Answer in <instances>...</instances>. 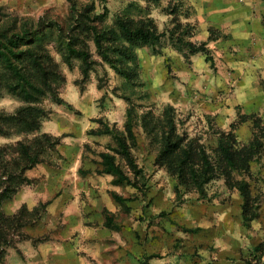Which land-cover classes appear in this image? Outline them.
I'll list each match as a JSON object with an SVG mask.
<instances>
[{
	"label": "rangeland",
	"instance_id": "374dc122",
	"mask_svg": "<svg viewBox=\"0 0 264 264\" xmlns=\"http://www.w3.org/2000/svg\"><path fill=\"white\" fill-rule=\"evenodd\" d=\"M207 9L0 0V32L19 42L17 71L0 60V116L40 110L35 132L0 123V264H264V81H238L228 63L243 49L226 52L225 30L204 37ZM186 43H206L214 67ZM27 78L42 92L32 103ZM231 133L234 150L256 153L230 181L218 152ZM23 146L38 153L34 167ZM202 152L213 168L205 183ZM104 155L129 183L106 173ZM237 182L249 186L247 210Z\"/></svg>",
	"mask_w": 264,
	"mask_h": 264
},
{
	"label": "trees",
	"instance_id": "16d2710c",
	"mask_svg": "<svg viewBox=\"0 0 264 264\" xmlns=\"http://www.w3.org/2000/svg\"><path fill=\"white\" fill-rule=\"evenodd\" d=\"M124 30L128 31V33L138 36L140 38H149L152 36L149 32H145L142 29L136 30L135 32H131L127 30V28L124 26ZM19 42H15L11 37L7 36V34H3L0 32V60L4 65V68L9 71V72H14L18 70V67L16 66L14 62V58H19V54L14 51L18 47ZM187 48L189 49V52L191 54H197V53H202L206 56V61L211 64L212 67H214V60L212 56L210 55V51L207 48V44L203 43L200 46H195L191 43H186ZM72 52H75L72 50ZM76 53V52H75ZM68 64H70L68 60ZM26 85L29 87L28 89H24L25 95H26V100L29 103H32L35 101L36 96L35 93H42L41 90L36 86V84L30 79L27 78ZM36 112H40L37 108L29 107L27 109H21L16 113L15 116H0V123L2 124H14L18 127H22L23 129L25 128L26 131L28 132H35L40 128V124L37 119ZM42 113V112H41ZM261 128L262 131H264V127H262V124L258 122L255 124V127ZM259 128V129H260ZM2 130L0 129V132ZM46 137V136H45ZM43 137V138H45ZM234 138L231 134H227L222 136L219 140V167L222 169L224 176L228 180H232L233 177L232 175L234 173H238L239 169L243 170H248L250 167V163L253 160V157L255 156L256 150L254 148V144H251L250 146L243 148L242 151H237L234 150V147L229 144L228 142H225L226 140ZM48 140L46 139V142ZM44 143V141L40 142V144ZM120 145L122 146L123 152L121 154L126 158L129 159L131 154L128 150V147L121 141ZM191 151H194L192 149ZM185 154L190 155L189 150L184 151ZM192 154V153H191ZM22 155L27 161L26 168L34 167L37 165L39 162L38 159V153H33L31 151V147L29 146H23L22 147ZM194 156H199L198 153H194ZM105 159V164L106 166V173L112 174L114 177H116L119 183H129L126 178H124L121 170L115 166L112 158L110 156H103ZM191 158V155L190 157ZM201 167L202 170L200 172V177L201 181L205 183L208 179H210V174L211 171H213V168L211 166V163L209 161V158L207 157L205 152H202L201 155ZM131 163V161H130ZM20 179V178H19ZM238 185V186H237ZM235 185V187L240 191L242 194L245 203H244V208L247 210L248 202H249V190H248V184L246 183H238ZM199 189H201V186L199 185ZM245 214L247 212L245 211ZM246 221H250V219L245 217ZM248 264H261V263H253L249 262Z\"/></svg>",
	"mask_w": 264,
	"mask_h": 264
},
{
	"label": "crops",
	"instance_id": "0c3cea01",
	"mask_svg": "<svg viewBox=\"0 0 264 264\" xmlns=\"http://www.w3.org/2000/svg\"><path fill=\"white\" fill-rule=\"evenodd\" d=\"M207 17L204 18L209 28L225 30L228 38L223 45L231 52L235 44L243 49L239 60L228 63L237 69V79L241 84L259 85L264 81V0H207ZM215 18V19H213ZM236 26L241 32L239 40L235 37ZM241 39L246 45L243 47ZM219 41L212 43L217 44ZM234 44V45H233Z\"/></svg>",
	"mask_w": 264,
	"mask_h": 264
}]
</instances>
